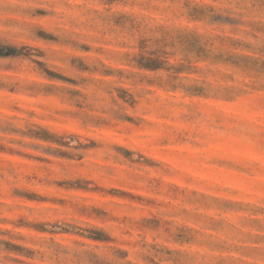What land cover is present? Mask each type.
<instances>
[{"label":"rangeland","instance_id":"1","mask_svg":"<svg viewBox=\"0 0 264 264\" xmlns=\"http://www.w3.org/2000/svg\"><path fill=\"white\" fill-rule=\"evenodd\" d=\"M37 2L0 9V264H264V0Z\"/></svg>","mask_w":264,"mask_h":264},{"label":"clouds","instance_id":"2","mask_svg":"<svg viewBox=\"0 0 264 264\" xmlns=\"http://www.w3.org/2000/svg\"><path fill=\"white\" fill-rule=\"evenodd\" d=\"M158 0H139V3L143 6H151L157 3ZM80 4L83 10H87L89 8H95L98 5L96 3H91L90 0H38L37 3L33 4V7H44L51 8L57 13H64L66 11V5ZM12 7L11 0H0V9H7ZM78 22V21H77ZM139 97L137 100L139 102ZM144 99H150L145 94ZM122 103V102H121ZM124 109L127 110V106L124 105ZM75 143V141H71Z\"/></svg>","mask_w":264,"mask_h":264},{"label":"trees","instance_id":"3","mask_svg":"<svg viewBox=\"0 0 264 264\" xmlns=\"http://www.w3.org/2000/svg\"><path fill=\"white\" fill-rule=\"evenodd\" d=\"M22 55L21 50L13 46H0V58H10ZM149 68V67H148ZM155 69V68H149Z\"/></svg>","mask_w":264,"mask_h":264}]
</instances>
